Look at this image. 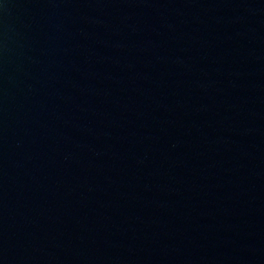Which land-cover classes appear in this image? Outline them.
<instances>
[{
  "label": "water",
  "instance_id": "water-1",
  "mask_svg": "<svg viewBox=\"0 0 264 264\" xmlns=\"http://www.w3.org/2000/svg\"><path fill=\"white\" fill-rule=\"evenodd\" d=\"M0 264H264V0H0Z\"/></svg>",
  "mask_w": 264,
  "mask_h": 264
}]
</instances>
